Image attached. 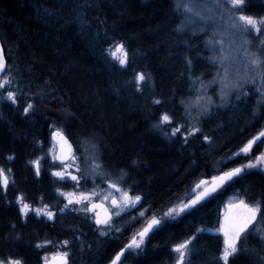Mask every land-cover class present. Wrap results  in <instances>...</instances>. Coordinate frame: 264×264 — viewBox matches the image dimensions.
I'll return each mask as SVG.
<instances>
[{
    "label": "trees",
    "instance_id": "obj_1",
    "mask_svg": "<svg viewBox=\"0 0 264 264\" xmlns=\"http://www.w3.org/2000/svg\"><path fill=\"white\" fill-rule=\"evenodd\" d=\"M45 7L56 14H44ZM178 21L172 0H0V39L7 62L23 91L38 96L33 101L36 111L28 116L20 107L3 104L0 108V167L12 169L15 181L6 194L0 189V259L14 256L23 258L25 264H40L41 250L35 244L58 233L33 217L22 219L15 201L20 194L29 203L55 199V182L48 169L42 168L36 176L28 163L47 143L52 124L72 143L80 137L98 145L105 167L128 173L152 216H159L196 179L212 176L215 163L264 128L261 108L252 119L249 109L242 124L246 129L234 141H227L235 131L232 127L218 134L202 131L186 148L153 130L151 125L165 103L170 101L175 107L186 96L190 77L204 68L198 64V51L190 53L184 47L174 55L176 61H169L165 51L174 47L172 40L192 42L187 35L177 34ZM164 34L171 39L164 40ZM111 38L127 45L131 63L126 70L106 57L104 50ZM169 68L177 72L164 74ZM141 70L150 74V82L138 94L134 83L125 82ZM154 97L164 103L154 107ZM25 101L20 99L21 104ZM201 135L211 137V144ZM9 155L15 159L7 161ZM241 159L225 161L220 171L241 164ZM230 187L243 190L245 201L264 206L263 172L249 169ZM215 211L214 198H209L193 214L168 222L146 241L134 264H171V246L194 233L198 238L191 245V264H217L222 237L197 233L210 226ZM259 217L263 224L264 213ZM241 248L230 264H264V243L250 238Z\"/></svg>",
    "mask_w": 264,
    "mask_h": 264
},
{
    "label": "snow or ice",
    "instance_id": "obj_2",
    "mask_svg": "<svg viewBox=\"0 0 264 264\" xmlns=\"http://www.w3.org/2000/svg\"><path fill=\"white\" fill-rule=\"evenodd\" d=\"M87 5H80L86 7ZM178 8H182L190 19H185L183 23L177 27V32H184L187 27L194 24L198 19L199 22L207 25L209 20L219 22L223 27V31H214L211 37L206 41V47L210 48L214 55L211 57L214 64L219 63L220 67H224L225 63L230 61L233 52L237 55H242L246 60L243 73L237 72L234 79L229 80V73L225 68L223 76L217 72L216 76L222 81H227L222 90L218 93L221 104L216 105L215 100L207 96V86L203 84L200 78H194V83L200 82L201 88L199 91L203 92V96H197V101L206 100V103H197L195 105L197 111L193 115V106L185 105V114L181 119L191 121H199V119L209 113L213 106L223 107L230 98L233 91L239 92L240 96L237 99L247 97L249 92L245 91V87L249 84L256 86V91L259 94L257 105L264 108V39L260 41L256 51H252V42L247 39L249 35L259 37L264 34V16H256L248 14L246 9L249 7L248 0H207L205 3H200L199 0H189L188 3H178ZM198 9V10H196ZM44 14L51 16L56 13L52 9L45 7ZM203 31V28L201 29ZM221 37L217 40L216 37ZM229 37V45L225 48L224 38ZM234 37H239L235 40ZM112 43L108 44L104 50L106 57L111 61L116 62L122 69H127L131 63L129 50L124 41H117L114 38ZM217 50L219 54L217 55ZM10 59V57L8 58ZM186 63L190 66L191 60ZM150 82V74L146 72H135L134 78L125 83H134L135 91L142 94L144 86ZM213 80L209 83H215ZM38 96L33 94L29 96L23 91V86L17 74H15L12 65L7 62L3 46H0V102L7 101L11 105L19 107V100L25 99L27 102L23 107V115L28 116L36 111L33 101ZM164 101L160 98L154 97L151 104L159 106ZM175 110H167L160 112L157 121L152 125L154 129H158L169 140L179 139V134L185 129V124L175 123ZM175 123V127H171L170 132L164 131L165 128L170 127ZM202 128L198 124L190 126L186 131H183V142L186 144L188 139L192 136L199 135ZM54 140L58 141L59 152L49 149L53 166L51 169V176L54 182H66L70 179L75 186V190L65 192L61 188H56L55 193L65 200L63 207L54 209L51 205L43 203L41 198V206L33 207L26 198L20 194L16 197V204L18 205V214L22 219H27L28 214L34 213L36 217L46 218L48 221H54L57 214H64L67 209H71L77 213H83L86 220H91L97 231L101 236H107L115 229L120 232L121 228H117L114 224L115 219L126 215L128 211H135V209L142 203V194H133L135 185H129L127 188L122 186L125 179V174H121L116 179H113L109 172L105 171L103 158L100 155L98 145L92 144L90 147V156H85L83 161L76 154L72 143L65 135L62 129H56L52 132ZM204 141L211 144V137L204 136ZM264 139V130L260 131L256 136L248 139L238 152L233 153L232 157H237L241 154L247 156L254 151V144ZM40 142L37 141V144ZM45 156H37L28 163L33 167L36 176H40L42 171L41 161ZM232 157L228 159L231 160ZM15 157L9 155L6 157L7 161H13ZM136 162L133 161V164ZM82 165L88 168L85 174ZM264 168V151L258 153L254 159H249L246 164H242L226 171L219 172L218 175H213L210 179H200L194 188L186 192L178 203L169 207L167 211L159 216L153 215L148 219L144 225L137 230L129 239L124 248L110 261V264H118L121 254L126 250L140 251L144 248L146 241L151 235L168 222L174 221L177 218L185 215H191L199 210L204 202L209 198H214V195L222 194L221 189L227 190L228 187L235 182L236 178L242 176L249 169ZM12 176V169L0 167V189H3L5 194L10 184L15 183ZM99 179L106 185V188H93L90 191H80L82 183L87 184L89 180L95 184ZM190 197V198H189ZM228 211L220 223L219 231L223 234V246L216 258L217 264H230V258L241 252L242 244L252 229L256 228L257 223L261 222L259 213H264V206L260 204L249 205L244 199H239L238 203L227 205ZM240 209V211L233 212L231 209ZM146 212H140L137 216L131 218L128 226L131 223L142 219ZM14 227V225H13ZM126 230V229H125ZM209 231L208 229H197V233ZM261 240H264V230L260 231ZM78 237H73L77 239ZM196 233L178 243L173 244L172 251L176 254L174 264H191L190 257L193 254L191 245L197 239ZM71 244L72 240L64 239L54 242L52 239H44L35 244L36 249H43L46 245H54L56 251L49 256L46 254L42 257L43 264H71ZM0 264H25L21 257L7 256L0 259Z\"/></svg>",
    "mask_w": 264,
    "mask_h": 264
},
{
    "label": "rangeland",
    "instance_id": "obj_3",
    "mask_svg": "<svg viewBox=\"0 0 264 264\" xmlns=\"http://www.w3.org/2000/svg\"><path fill=\"white\" fill-rule=\"evenodd\" d=\"M172 2L174 5V12L178 16V19H179L178 24H177V27H178L183 23V21L185 19H190L191 17L182 8H178L177 4L178 3H188L189 0H172ZM199 2L205 3V2H207V0H199ZM248 3H249V7L246 9L248 14H252V15H256V16H264V0H248ZM196 10H198V9H196ZM202 28H203V31H201ZM169 30H171V27L169 28ZM217 30H219V31L224 30L223 27L219 24V22H213V21L209 20L207 22V25L205 26V24L199 22V20L197 19L194 22V24L187 27L184 32H177V34L181 33V34H184V36L187 35L189 38H191L192 42L190 43V41H189V43L187 42L186 44H184V43H180L183 40L179 39V40H176V42H175V40H172V42H170V43L174 47L171 49H167L165 51V53L166 52H167L166 54L169 53V55H170V56L168 55L169 61L174 62V61H176V58H177L174 55L179 53L178 51H181V49H183L182 47H184L185 50H188L190 53H192V52L194 53V51H198V55H199L198 64H201L204 68H202L201 72L198 71V75H196V77H194V78H200V80L203 82V84L205 86H207V96L212 97L215 100L216 105H219V104H221V100H220V96L218 95V93L222 90V88L224 87L225 83H227V81H222L221 79H219L216 76L217 72H219L220 75L223 76L225 73V68H227L228 73H229V80L234 79L237 72L243 73L244 67L246 65V60L242 55H237L235 52H233L231 60L226 62L224 67H220L219 63H216V64L213 63L211 57L214 55V53L212 52V50L210 48L206 47V41L211 37L212 33L214 31H217ZM164 37H165L164 40H169V38H170L168 34H164L163 38ZM216 39L220 40L221 37L217 36ZM229 39H230L229 37L224 38L225 48H227L229 45ZM234 39L238 41L239 37H234ZM247 39H249L252 42L251 50L256 51L257 46L260 44V41L262 39H264V34H261L259 37H256L255 35H249L247 37ZM216 54L217 55L219 54V50H217ZM109 60H110V58H109ZM112 62L116 63L114 61H112ZM141 71L144 72L143 70H141ZM141 71H138V72H141ZM175 72H177L176 68H174V69L169 68L168 70L164 71V74L168 75L169 73L171 74V73H175ZM177 76H178V74H177ZM194 78L190 77L189 85L186 87V96L181 98L179 100V102L177 104H175V107L173 106V104L170 101H169V105L166 103L164 105V106H166L164 111L173 110V109L175 110V113H176V115L174 117L175 123L185 124V129L182 130V132L179 134L180 138L174 139L171 141H174L178 145L184 146L186 148L190 141L196 139L197 135L190 137L188 139V142L185 144L183 142V131H186L188 127L196 125V124H198V126L202 128V131H204L206 133L213 132L216 134L220 133L224 129H227L228 127H232L233 130H235V131L232 132V135L228 136L227 141L236 140L241 135L242 131L246 129L245 128L246 125L243 126L242 124L244 122V119L246 118L247 113L251 110L249 115L252 119L255 116H257V114L259 113V110L261 109L256 103L257 100L259 99V94L256 91V86L251 85V84L247 85L245 87V91L249 92L250 95L247 97H243L241 99H237V97L240 96V93L233 91L232 94L230 95V98L228 99V101L225 103V105L223 107L213 106L211 111L209 113L203 115L199 119V121H191V120H187V119H181V117L184 116V114H185V105L193 106V115H195L196 111H197L195 105H197V103H201V104L206 103V100H201L199 102L197 101V96H203L204 93L199 91L201 88V84H200V82L194 83ZM213 80H215L216 82L215 83H209ZM24 101H25V99H24ZM166 102H168V101H166ZM24 103H26V101ZM3 104L11 105L10 102L3 101V102H0V108ZM14 107L17 108L16 106H14ZM19 107H20V109L22 108V110H23L24 104H21L20 100H19ZM159 114L155 117L153 124L157 121ZM175 123L173 125H171L170 127L165 128L164 131L170 132L171 127H175ZM234 126H236V127H234ZM151 127H152V125H151ZM50 128H51V130L49 132L48 141L44 145V147H41L42 151L37 155V156H45V154H47L46 158L41 161V164H42V168L48 169L49 173H51V169L53 166L51 154H49V149H52L53 151L57 152V144L53 141L52 132L55 131L56 129H61V128H59V126H57L55 124H52L50 126ZM153 130L156 133H158L162 138L169 141V139L166 138L161 133L160 130L154 129V128H153ZM203 137L204 136H202L201 138L204 141ZM249 138L245 139L241 143L239 148H241L243 146V144ZM205 142H207V141H205ZM92 144H95V143L91 142V141H87L86 139H83L80 137H75L73 139L74 150L76 151V154L81 158L82 161H83L85 156L91 155L90 147ZM258 148L260 150L258 149L255 153H250L247 156H245L244 154H241L240 156H241V158H243V161L241 159L240 165L246 164L249 159H254L258 153L264 151V141L259 144ZM236 152H238V150H236L235 152H232V154L236 153ZM232 154L228 155V157H226L224 159H221L220 161L215 163L214 166H212V168H211L212 172H213L212 176L217 175L219 172H221L220 171L221 166L224 164L225 161L229 160L228 159L229 157H232ZM35 158H33V159H35ZM82 168H83L84 173L86 174L88 172V168L84 165H82ZM254 169L259 170V171L264 173V168H254ZM104 170L109 172L113 179L118 178L119 176H121L122 173L125 174V179L122 182V186L127 188L129 185H131L128 173L126 171L111 170V169H108L106 167ZM197 180L198 179H196L194 181V184L186 192H189L194 188V186L197 183ZM56 188H61L65 192H71V191L75 190L74 183L70 179L66 180V182H60V183L55 182L54 193H55ZM93 188H96V190L99 191L100 189L106 188V185L104 183H102L101 180H99V179H97L95 181V184H93V182L91 180H89L87 184L82 183L79 190L80 191H90ZM134 190L136 191L135 188H134ZM220 191L222 192V194H220L218 197H214V201L216 203V211L214 214V216H215L214 220L211 221L210 226L204 227L205 229H208L209 231L200 232V233H207V234H211V235L214 234V235L221 236L222 237V246H223V234L220 233L219 231H217V229H219V227H220V223H221L222 218L225 214L226 206L229 203H232L236 200L244 199L243 198L244 191L241 190L242 191L241 192L240 190H234L232 187H228L226 191L223 189H221ZM133 194H139V193L133 192ZM184 194L179 196L177 198V200L173 204H171L169 207L178 203V200L180 198H182L184 196ZM54 197H55V199H53L52 201H50V202L43 201V203L51 205L54 209L58 208L59 206L63 207L65 204L64 198L61 196H58L56 193L54 194ZM15 201H16V199H15ZM249 203L251 205L257 204L253 200H250ZM30 204L33 207L41 206V199H39L37 202L30 203ZM168 208L163 210V212L167 211ZM145 210H146L145 204H144V202H142L139 204V206L136 208L135 211H132L133 212L132 217L137 216V214L140 212H145ZM67 211H68V209L65 212H67ZM77 214L79 216H81V218H85L83 213H77ZM29 216L33 217L37 220H41L43 223L47 222L46 218L36 217L34 213L30 212L28 214V217ZM63 218H64L63 214H57L54 221H52V222H54V226H57V227L59 226V228L61 226V228H62V224L64 223ZM150 218H148V219H150ZM148 219H145V217H143L142 219H138L137 223H136L137 224L136 230L140 229V227L142 225H144V223ZM130 221H131L130 218H125L124 226H127ZM260 221L261 222L257 223L256 228L252 229V232L248 235V237L245 239V241L247 239H250V238H252V239L256 238L259 241H261L262 243H264V240H261V237H260V231L264 230V223L262 224V220H260ZM199 229H201V228H199ZM94 231L96 233V236H92V234H89L88 236H86L84 238L85 240L83 242L80 241L74 245L75 248H74V250H71V257H73V258H82L83 256L93 257L96 254L98 249L102 246L101 237H103V236H101L99 234L97 229L91 230L92 233ZM112 231H114V232H113L111 238L119 239L120 236H119L118 232H116L115 229H113ZM132 234H133V232H132ZM45 239H47V238H45ZM50 239H52L54 242L59 241V240H64L63 238H57L56 236L50 237ZM172 246H171V249H172ZM221 249H222V247H221ZM56 250L57 249L54 245H46L41 250V258L44 257L46 254H48L50 256L51 253L56 251ZM139 252L140 251L130 249V253L127 255L128 259L125 261H122L120 264H134V261H135L134 258H136V256L138 255ZM175 258H176V254L174 253V259H173L171 264H174ZM220 263L223 264L222 261ZM40 264H43L42 259H41Z\"/></svg>",
    "mask_w": 264,
    "mask_h": 264
},
{
    "label": "flooded vegetation",
    "instance_id": "obj_4",
    "mask_svg": "<svg viewBox=\"0 0 264 264\" xmlns=\"http://www.w3.org/2000/svg\"><path fill=\"white\" fill-rule=\"evenodd\" d=\"M134 192L136 193L137 191L134 190ZM60 207L62 206H59L58 208ZM145 209H146L145 210L146 215L144 216L145 219L152 217L151 209L146 205H145ZM132 216H133V212L128 211L126 215H122L121 218L114 220V224L116 225V227L121 228V231L118 233L120 236L119 239L111 238L114 232L111 231L109 235L101 237L102 246L98 249V251L93 257H85V256H83L82 258L71 257L70 258L71 264H107L110 261V259L115 255V253H117L129 241L130 237L137 231L136 230L137 222L131 223V226H128L129 223L127 226H124L125 218L131 219ZM63 217H64L63 218L64 223L62 224V228L61 226L60 228L59 226L58 227L54 226V222L52 221L47 220V222L45 223H48L49 225L53 226L58 231V233L55 232L53 236H56L57 238L72 240L71 250H74L75 248L74 245L80 241L83 242L85 240L84 238L89 234H92V236H96L95 231L93 233L91 232V230L96 229L94 223L91 220H86L85 218H81V216H79L77 212L72 211L71 209H68V211L63 214ZM73 217L76 218V221L74 223H73ZM76 224L77 226H75ZM73 237H78V238L73 239ZM129 253H130V249L126 250L120 263L126 258V256Z\"/></svg>",
    "mask_w": 264,
    "mask_h": 264
},
{
    "label": "water",
    "instance_id": "obj_5",
    "mask_svg": "<svg viewBox=\"0 0 264 264\" xmlns=\"http://www.w3.org/2000/svg\"><path fill=\"white\" fill-rule=\"evenodd\" d=\"M0 46H3L1 39H0ZM3 48H4V47H3ZM5 56H6V54H5ZM6 59H7V58H6ZM263 130H264V129H263ZM255 136H256V135H255ZM68 139H69V138H68ZM53 141L57 144V153H58V152H59V144H58V141H56V140H54V139H53ZM69 141H70V139H69ZM70 142H71V141H70ZM71 143H72V142H71ZM72 145H73V144H72ZM73 149H74V148H73ZM225 171H226V170H225ZM210 178H211V177H209V178H202V179H210ZM198 182H199V181H198ZM198 182H197V183H198ZM238 201H239V200H237V201H235V202H233V203H231V204H236V203H238ZM246 203H248V202H246ZM248 204H249V203H248ZM249 205H251V204H249ZM228 211H230V210H229V208L226 206V212H225V214H226ZM231 211L236 212V211H240V209H235V208H234V209H231ZM225 214H224V216H225ZM224 216H223V218H224ZM223 218H222V220H223ZM127 243H128V242H127ZM127 243H126V244H127ZM126 244H125V245H126ZM125 245H124V246H125ZM124 246H123L122 248H124ZM118 252H120V250H119ZM118 252H117V253H118ZM125 252H126V251H125ZM125 252H124V253H125ZM117 253H115V255L110 259V261L116 256ZM124 253L121 254V257H120V260L118 261V264H119V262L121 261V259H122L123 255H124ZM110 261H109L107 264H110Z\"/></svg>",
    "mask_w": 264,
    "mask_h": 264
}]
</instances>
